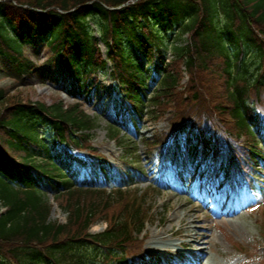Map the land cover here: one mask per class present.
<instances>
[{
	"label": "trees",
	"instance_id": "1",
	"mask_svg": "<svg viewBox=\"0 0 264 264\" xmlns=\"http://www.w3.org/2000/svg\"><path fill=\"white\" fill-rule=\"evenodd\" d=\"M219 12L222 25L216 20ZM175 26L190 42L175 46L173 59L165 63V33ZM95 32L107 47L113 77L126 88L123 94L139 103L136 90L155 72L162 79L152 102L178 118L220 116L221 109L223 114L230 111L238 127L249 128L254 109H241L249 96L255 98V109L264 112V0H0V58L18 74L28 73L25 46L42 41L73 94L85 95L92 75L104 69ZM249 54L253 65L263 67L254 85L244 60ZM182 60L189 83L174 98ZM232 83L237 87L233 92ZM223 98L230 100L231 109L219 104ZM53 101H33L0 89V264H84L74 258L87 243L111 249L118 245L111 235L104 233L98 240L87 234L97 208L92 194L76 196L62 170L52 164L50 149L36 153L28 148L31 142L39 145V127L51 133L52 143H59L63 124L78 130L89 126L78 105ZM30 154H45L44 160ZM35 171L47 179L61 177L59 182L69 190L59 204L68 214L65 224L49 220L50 207L34 185Z\"/></svg>",
	"mask_w": 264,
	"mask_h": 264
},
{
	"label": "rangeland",
	"instance_id": "2",
	"mask_svg": "<svg viewBox=\"0 0 264 264\" xmlns=\"http://www.w3.org/2000/svg\"><path fill=\"white\" fill-rule=\"evenodd\" d=\"M99 46L102 53H104L105 46L102 44H99ZM25 57L31 63V65L34 66V68L30 69L29 73H27L26 77L23 79L15 78L11 73L12 70L10 65L7 64L8 62H2L3 67H1L0 69V88L7 89V93L9 95L21 93L23 94V96L30 97V99L33 101L40 100L42 102H46L47 104L54 102L53 99L64 100V102L66 103L72 102V100H69L65 97L66 94L63 90L65 85L63 79H60V81L54 83L51 80H42L41 74L36 73L40 70L41 67H49L47 65H44L48 59V51L46 49H44L40 45L35 49H30L27 47L25 50ZM50 69L53 70L54 66H50ZM99 84L100 87L95 88L94 91H92L91 101L88 104H85V110L97 120V129L92 133V144L94 147L97 146L99 149H97L96 147L95 148L98 150V152L107 156L111 162H120L122 152L114 143H112L108 139L107 136L110 118H115V115L111 111V107L108 105V99L111 98L110 90L112 84L107 74L100 75ZM56 95H58L59 97H50ZM106 96L107 99H104ZM142 117L143 119L141 121L140 128L135 132L137 134V137L126 135L127 133L132 134V132L128 131H122V136L126 139L131 138V141L137 145L139 154L142 158L139 168L140 170L143 169L145 172V155L143 154L145 149L144 145L142 144V136L147 135L151 137L154 133L165 132L168 129V115L157 124L153 123L152 119L145 113L142 114ZM123 132L126 134H124ZM81 154L84 156H88L84 152H82ZM122 169H124L123 166ZM258 169L261 173L256 174L257 181L258 178L261 179V177L264 175V168L259 166ZM135 170L136 169L132 168L127 174H129L130 178L132 179L131 183H133L134 185L137 184L138 188H143L146 185V181L143 180L144 175L140 176L139 173H137V171ZM124 172L125 171L123 170L122 175L125 179L126 176ZM52 195L53 192L50 189H47L46 197L50 203L53 202ZM157 195L161 201L155 202V211L161 212V210L166 205H168V202H171L172 200L169 196L160 195L158 193ZM258 196L259 199L256 204H262L261 207L259 206L260 209L258 210L256 208L252 211L244 210L245 213L248 214L242 215L243 217L240 218L242 221H240L239 224L233 226L235 230L229 229L226 232L224 231V236H222V234L217 232L216 230L214 231L217 245H214L215 242L210 245L209 255L214 259L216 264H264V243L260 236V231L262 228L259 223L262 220L261 214L262 212L264 213V196L261 189L258 192ZM51 220L59 222H64L66 220V215L62 213L55 204H53ZM154 225L155 223H153L152 225L145 224V230L142 232V235L148 234L145 249L153 256L155 255L153 250L156 251L159 248V244L149 243L152 238L151 235L152 231L154 230ZM104 228L105 224L103 222H98L94 226H92L91 232H101L104 230ZM159 229L160 227H158L156 230ZM170 241L177 242V240L173 238L170 239ZM231 241H233L234 244H239L244 248L254 250L256 256L250 261H244L242 258L243 255L235 251L234 245ZM173 261H175V259ZM93 262L94 264H102L98 260H94ZM173 263L176 264L175 262Z\"/></svg>",
	"mask_w": 264,
	"mask_h": 264
},
{
	"label": "bare ground",
	"instance_id": "3",
	"mask_svg": "<svg viewBox=\"0 0 264 264\" xmlns=\"http://www.w3.org/2000/svg\"><path fill=\"white\" fill-rule=\"evenodd\" d=\"M262 183H264V179L261 181ZM174 218L175 220H178V222L181 223V227L177 230L172 232V235H176L182 239H184V241L181 244H184L186 246H188L189 248L197 245L196 247H194L195 252L197 256H202L204 255V261H206V264H216L214 259L207 254V249L208 247L200 245L199 242L200 241V234L197 233L195 231V221H196V217L192 214H190V212L187 209H182L181 213H177L174 214ZM240 218L236 219L235 221H230V220H226V223H228V225L222 230V231H228L229 229H234V225L239 224L240 222ZM167 223H170V220L166 221ZM171 228L166 229L162 232V234H166L167 232H170ZM159 234L156 235L154 234L153 237H156L154 242L157 243L159 241H161V238H158ZM205 244H208V241H203ZM165 244L167 247L173 246V244L168 243L167 241H165Z\"/></svg>",
	"mask_w": 264,
	"mask_h": 264
}]
</instances>
